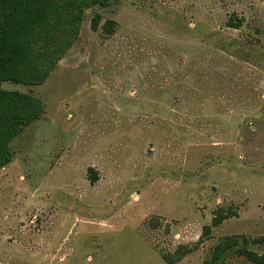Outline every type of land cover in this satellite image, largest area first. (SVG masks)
<instances>
[{
  "label": "rangeland",
  "instance_id": "rangeland-1",
  "mask_svg": "<svg viewBox=\"0 0 264 264\" xmlns=\"http://www.w3.org/2000/svg\"><path fill=\"white\" fill-rule=\"evenodd\" d=\"M110 3L44 84L0 85L44 104L0 169V264H203L227 236L219 264H255L264 0ZM219 208L238 216L202 238Z\"/></svg>",
  "mask_w": 264,
  "mask_h": 264
},
{
  "label": "trees",
  "instance_id": "trees-1",
  "mask_svg": "<svg viewBox=\"0 0 264 264\" xmlns=\"http://www.w3.org/2000/svg\"><path fill=\"white\" fill-rule=\"evenodd\" d=\"M110 4V0L82 2L78 5L79 14L72 16L75 0H0V85L5 82L44 84L79 35L84 8ZM92 27L96 29V21ZM31 67L35 78L28 74ZM43 114L44 104L40 98L0 86V169L12 161L11 143L19 130L30 126ZM237 216L230 209L219 208L212 224L204 227L202 238L209 237L213 227ZM246 242L243 237V243ZM255 242L264 243V237ZM240 245L239 236L223 238L214 248L211 259L203 264H219L226 253ZM238 252L255 264H264V255L246 246Z\"/></svg>",
  "mask_w": 264,
  "mask_h": 264
}]
</instances>
